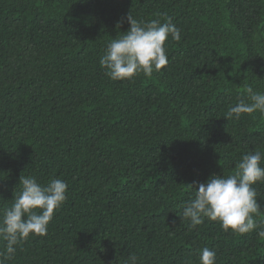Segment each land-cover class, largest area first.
Returning <instances> with one entry per match:
<instances>
[{"label": "trees", "instance_id": "1", "mask_svg": "<svg viewBox=\"0 0 264 264\" xmlns=\"http://www.w3.org/2000/svg\"><path fill=\"white\" fill-rule=\"evenodd\" d=\"M129 14L171 18L181 39L151 76L113 81L99 61ZM247 87L264 92V0H0V212L21 175L68 185L5 264H200L205 246L264 264V182L249 233L180 218L189 185L264 153V115L226 119Z\"/></svg>", "mask_w": 264, "mask_h": 264}, {"label": "clouds", "instance_id": "2", "mask_svg": "<svg viewBox=\"0 0 264 264\" xmlns=\"http://www.w3.org/2000/svg\"><path fill=\"white\" fill-rule=\"evenodd\" d=\"M130 28L119 37L111 39L100 58V66L113 81L132 79L143 73L151 76L168 64L166 43L179 42L180 30L171 18L137 20L127 16ZM123 21L117 22V27ZM256 112L264 115V92L246 89V99H240L230 107L226 119L239 120L242 115ZM255 118V117H253ZM264 153L250 151L237 163L234 173L212 174L209 179L194 187L193 195L182 205V220H188L192 228L205 219L219 222L225 231L246 234L257 228L256 217L261 214L258 193L254 185L264 182ZM19 191L14 192L10 207L0 212V240L4 253L0 264L11 259L17 247L30 236H45L54 213L66 200L68 185L61 178H53L46 185L29 175L19 178ZM264 237V231L257 233ZM217 253L205 246L199 250L200 264H216ZM127 264H137L132 255Z\"/></svg>", "mask_w": 264, "mask_h": 264}]
</instances>
